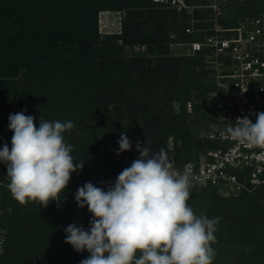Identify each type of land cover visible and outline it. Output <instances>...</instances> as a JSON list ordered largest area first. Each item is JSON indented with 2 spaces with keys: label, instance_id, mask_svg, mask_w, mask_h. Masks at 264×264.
Here are the masks:
<instances>
[{
  "label": "trees",
  "instance_id": "trees-1",
  "mask_svg": "<svg viewBox=\"0 0 264 264\" xmlns=\"http://www.w3.org/2000/svg\"><path fill=\"white\" fill-rule=\"evenodd\" d=\"M186 1L190 5L208 3V0ZM262 1L222 0L227 10L239 11L248 6L252 12L259 11ZM147 4L158 10L129 9L122 34L100 39L101 9ZM194 11L190 17L202 30L192 33L189 24L180 21V16H189L188 9L178 10L152 0H0V148L5 143L11 148L9 115L25 109V115L35 117L37 127L40 116L49 121L74 123V128L63 135L65 142L74 146L73 157L84 161V176L91 171L97 176L101 172L107 176L117 170L119 155L115 152L122 133L132 142L131 150L122 152L123 159L127 153L133 159L132 150L139 137L144 145L148 142L150 149L157 151L166 147L172 133L175 166L197 160L201 153L217 148L220 143L216 139L193 135L184 103L196 89L203 99L208 89L207 75L209 89H213L209 48L182 57L169 55L172 31L181 34L179 40L187 42L203 41L214 33L213 8ZM261 16L264 14L252 18ZM231 22H236V18L220 16L217 24H223L222 28L237 27L228 26ZM120 40L123 44H119ZM138 43L147 45L143 53L124 55V44ZM175 100L182 103L178 112L173 105ZM197 106L194 104L195 110ZM201 114L207 116L205 112ZM218 116L219 113H213L216 123ZM6 174L7 167L0 162V210H3L0 221L8 227V244L0 255V264H80L87 258L86 250L78 253L64 242V229L75 223L88 230L91 214L87 206L82 209L77 206L75 193L91 181L69 183L58 202L44 208L38 202L26 205L17 202L5 186L9 183ZM91 183L105 190L108 187L106 182L101 186ZM195 185L198 184H193L191 190L198 187ZM209 185L200 193L191 192L188 202L205 205L211 202L213 209L223 210L216 216L215 210L210 209L209 218H222L215 233L217 239L219 232L227 237L226 234L237 230L250 233L263 229L258 219L264 218V200L260 202L257 196L244 191L239 198L222 201L217 186ZM31 237L36 238L27 247ZM212 247L217 248L215 243ZM263 247L261 239L259 248ZM261 250L259 261L264 259ZM218 254L219 259L225 256L222 250Z\"/></svg>",
  "mask_w": 264,
  "mask_h": 264
},
{
  "label": "clouds",
  "instance_id": "clouds-1",
  "mask_svg": "<svg viewBox=\"0 0 264 264\" xmlns=\"http://www.w3.org/2000/svg\"><path fill=\"white\" fill-rule=\"evenodd\" d=\"M9 115L13 133L11 148H0V162L7 167L5 185L21 205L38 202L46 208L58 202L71 175L82 171L84 161L76 160L73 145L64 133L74 128L68 121H49L25 115ZM237 117L226 128L230 138L246 147L264 148V112ZM117 155L130 151L125 134L118 141ZM139 158L123 169L107 189L91 182L79 187L75 201L87 206L89 228L69 224L64 242L88 257L80 264H213L217 225L221 217L197 215L188 203L193 187L190 170L178 172L165 147L152 151L147 142L137 141Z\"/></svg>",
  "mask_w": 264,
  "mask_h": 264
},
{
  "label": "built area",
  "instance_id": "built-area-1",
  "mask_svg": "<svg viewBox=\"0 0 264 264\" xmlns=\"http://www.w3.org/2000/svg\"><path fill=\"white\" fill-rule=\"evenodd\" d=\"M178 10L189 9L186 0H152ZM230 32V33H227ZM189 53L209 48V67L213 89L209 108L219 113L218 126L205 132L216 139L217 148L201 153L197 160L175 166L178 172L190 170L192 184H213L234 193L264 188V148L246 147L232 140L226 132L237 117L264 112V16L248 20L233 28L215 27L203 41L188 42ZM192 109V103H188Z\"/></svg>",
  "mask_w": 264,
  "mask_h": 264
},
{
  "label": "rangeland",
  "instance_id": "rangeland-1",
  "mask_svg": "<svg viewBox=\"0 0 264 264\" xmlns=\"http://www.w3.org/2000/svg\"><path fill=\"white\" fill-rule=\"evenodd\" d=\"M75 1H80V2H86L90 0H75ZM250 3H247L249 5ZM213 8V13H214V23L211 25L213 27H220L224 26L223 24L219 25L217 24L218 18L220 16L226 17V18H236V22H231L228 26H241L248 20H250L253 16H256L258 14L263 15L264 14V0L260 2L259 4V11L252 12L248 10L247 8L243 7L240 8L239 11H230L227 10V6L222 2V0H208V3L205 4H192L191 7L188 9V17L180 16V21L185 20L187 24H189L191 31L190 32H195L196 30H202L196 27L195 23L196 20L192 19V17L195 14V8ZM147 8H152L155 10H158L157 7H153L149 4L142 6H130V7H123V8H110L106 7L103 8L99 11L98 13V30L100 34V39H104L106 36H115V35H121L123 32V25L125 19L128 17V11L129 9H135V10H147ZM147 12V11H146ZM206 29V28H205ZM204 29V30H205ZM181 34L178 32L172 31L170 33L169 37V55L170 56H185L186 54H189V45L187 41L179 40L178 37ZM175 36V39H172V37ZM119 44H123V41L120 40ZM147 48L146 44L143 43H138L135 45L132 44H124V55L125 56H132L136 54H141L143 53ZM197 57V56H196ZM207 62L204 61V68L207 69ZM206 87H208L207 91L203 95V99L199 98V92L197 89L193 90L191 92L190 98H188L187 101L184 103L187 106V110L189 113V119L188 122L191 124V128L193 130V135L196 138H202V134L205 132H209L210 130H214L217 127V123L213 120V113L214 111L209 108L208 102L210 101V97L212 94V89H209L210 85V78L207 75L206 76ZM192 103V109L188 108V103ZM181 102L175 100L173 102L174 108L176 112L180 111L181 109ZM184 104V105H185ZM194 104L198 105L197 109L195 110ZM112 106V105H110ZM205 112L207 116H202L201 113ZM4 117V116H3ZM218 126H221L219 124ZM138 141L140 142L141 145H144L142 142V138L139 137ZM117 148H119V144H117ZM167 151L169 152V157L171 160L175 161V134L172 133L170 136L167 138L166 141V147ZM133 159H131V154L127 153L126 158L123 159L122 153L119 154L118 159H117V170L114 173L108 172L107 176H105L102 172L100 176H97L94 171H91L90 173H87L85 176L82 171L74 172L71 175V179L69 183L72 182H77V181H88L90 180L91 182H94L101 186L104 182H106L108 185L109 183H114L116 180V177L122 172L123 169L129 167L132 162L135 159L139 158V152L137 149H133ZM117 154V151L115 152ZM3 183V182H2ZM198 186L194 190H190L191 192H201L202 189L205 187L210 186L209 184H198L195 185ZM217 193L219 194L222 198V201L225 199L229 198H239L240 193H234L228 189H221L217 187ZM250 194L254 195L255 197L259 200L260 202H263L264 200V188L260 187L257 188L251 192ZM190 206L194 209L195 213L197 215H206L207 217H210V209H213V203L209 202L206 205L202 204H195L196 201H190L188 202ZM213 206V207H212ZM217 208V207H216ZM214 213L216 216H219L222 211L216 210L215 208ZM262 209H259V212ZM244 211V210H243ZM3 213V210H0V215ZM255 221V217H252ZM242 219L241 221H243ZM253 221V220H252ZM258 221L260 224L264 225V218L261 216ZM258 223V222H257ZM32 228V227H31ZM30 228V229H31ZM235 231V230H234ZM242 230H237L235 232H229L227 237H225L223 234L218 233V239L216 241V255L213 260V264H264V259L260 260L261 250L260 247V242L261 239H264V227L261 230L258 231H251L250 233H241ZM223 235V238H222ZM221 236V238H220ZM243 236V237H242ZM8 238V227L6 223H3L0 221V255L4 254L6 248H7V241ZM32 239L28 240L26 243V246L28 247L31 245V241L35 240L36 237H31ZM232 238V239H231ZM35 247V244H34ZM221 248V249H218ZM39 250V249H37ZM223 252L224 257H220L219 259V254L218 252L221 251ZM262 252L264 251V247L261 250ZM26 252V251H25ZM219 260V261H218Z\"/></svg>",
  "mask_w": 264,
  "mask_h": 264
}]
</instances>
